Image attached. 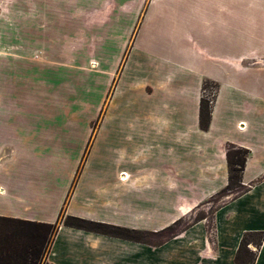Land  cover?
I'll return each instance as SVG.
<instances>
[{
	"label": "crops",
	"instance_id": "0c3cea01",
	"mask_svg": "<svg viewBox=\"0 0 264 264\" xmlns=\"http://www.w3.org/2000/svg\"><path fill=\"white\" fill-rule=\"evenodd\" d=\"M56 14L60 37L50 17L0 33V216L59 222L51 264H236L244 235L264 231V66L247 65L264 57V0H75ZM206 80L219 90L203 129ZM230 145L249 150L246 191L160 245L60 222L64 209L158 233L227 186ZM250 243L264 264V240Z\"/></svg>",
	"mask_w": 264,
	"mask_h": 264
},
{
	"label": "trees",
	"instance_id": "16d2710c",
	"mask_svg": "<svg viewBox=\"0 0 264 264\" xmlns=\"http://www.w3.org/2000/svg\"><path fill=\"white\" fill-rule=\"evenodd\" d=\"M209 83L211 81L206 80L203 89L206 90ZM215 85L218 87L217 83ZM209 102L210 100L206 97L201 100L200 124L203 129L209 127L211 120L212 106ZM248 154L249 150L246 148L235 145L228 147L229 182L224 191L243 186V172L246 168ZM245 191L239 192L238 195ZM63 214L64 209L60 217ZM58 224L59 222L44 223L0 216V264H42L43 261L44 264H51L46 257L58 230ZM63 224L110 236L138 240L136 239L135 229L91 221L77 216L66 215ZM251 235L258 236L254 244L258 249L261 247L264 240V231L246 233L235 258L236 264H245L242 262V255L244 254L249 255L247 264L255 263L258 254L248 247L249 242H251L248 237Z\"/></svg>",
	"mask_w": 264,
	"mask_h": 264
},
{
	"label": "rangeland",
	"instance_id": "374dc122",
	"mask_svg": "<svg viewBox=\"0 0 264 264\" xmlns=\"http://www.w3.org/2000/svg\"><path fill=\"white\" fill-rule=\"evenodd\" d=\"M92 5H84L85 8H88ZM75 10V0H0V33L2 29L7 27H13V23H16L14 26H17V23H20L21 26H27V20L35 19L36 21L40 18L43 20L44 18H51L47 24V28L52 32V35L55 37H60L61 30L65 27V23L58 18L57 16L54 18L49 15H54L56 13L60 14H68L72 13ZM57 15V14H56ZM151 25L155 28L158 27L157 23L154 25V21ZM20 26V27H21ZM18 27V26H17ZM164 27H170L169 25H165ZM138 30V28H137ZM136 30V31H137ZM128 49L126 51L125 57L122 60V63L125 62L126 55L128 54ZM136 58V57H135ZM256 62V63H255ZM249 66L261 65L264 66V57L255 58L253 60H249L247 63ZM243 78V77H242ZM241 81H246V77ZM219 84L218 87L215 85V82L209 83L207 85V89H204V97L210 100V105L213 106L215 97L218 94ZM256 108H263L264 101H256L255 103ZM212 111V110H211ZM102 116L95 122V128L97 124L101 122ZM89 148L86 150L85 157L88 155ZM225 187L221 189L218 193L213 195L210 198H206L203 200L199 206L194 207L191 209L179 222L174 224L171 227L166 229L160 230L158 233L153 231H145L139 229L134 234L137 236L136 239L147 241L151 245H160L162 242L174 237L175 235L179 234L181 231L185 230L187 227L192 225L194 222L205 218L206 216L212 219L214 211L222 204L227 202L229 199L236 197L239 192H242L247 189V186L242 187H234L229 190H225ZM65 218V214L60 217V222L63 221ZM59 226V224H58ZM258 236L251 235L248 237V240L251 241L249 246H254L257 249L255 241H257ZM250 250H254L250 247ZM255 251V250H254ZM248 256L249 255H242V262L247 264L248 263ZM44 264V261L43 263Z\"/></svg>",
	"mask_w": 264,
	"mask_h": 264
},
{
	"label": "built area",
	"instance_id": "2783aa9c",
	"mask_svg": "<svg viewBox=\"0 0 264 264\" xmlns=\"http://www.w3.org/2000/svg\"><path fill=\"white\" fill-rule=\"evenodd\" d=\"M256 63V62H255Z\"/></svg>",
	"mask_w": 264,
	"mask_h": 264
}]
</instances>
